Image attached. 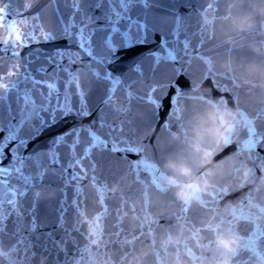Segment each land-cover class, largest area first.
Listing matches in <instances>:
<instances>
[{"label": "water", "instance_id": "95a60500", "mask_svg": "<svg viewBox=\"0 0 264 264\" xmlns=\"http://www.w3.org/2000/svg\"><path fill=\"white\" fill-rule=\"evenodd\" d=\"M72 2L60 0L56 15L67 19ZM112 6L123 13L119 0H81L76 20L88 17L102 35ZM131 16L146 25L148 42L118 43L108 57L106 71L124 81L114 96L73 68L71 77L60 72L59 97L55 88L27 95L22 84L24 98L12 93L0 103V159L17 134L28 156L0 187L5 201L17 187L28 193L19 207H0V264H205L221 254L214 235L225 230L234 237L231 264H264V0H135ZM62 36L57 25L55 39L23 50L33 71L66 47ZM163 36L168 45L159 49ZM78 85L93 116L60 118L69 96L76 104ZM212 109L230 110L232 121L214 143L204 131ZM54 111L56 122L45 124ZM96 115L115 130L107 151L100 145L84 159L89 133L101 131ZM197 133L213 154L210 173L192 152ZM168 159L209 176L192 203L168 183Z\"/></svg>", "mask_w": 264, "mask_h": 264}, {"label": "snow or ice", "instance_id": "6c2138e0", "mask_svg": "<svg viewBox=\"0 0 264 264\" xmlns=\"http://www.w3.org/2000/svg\"><path fill=\"white\" fill-rule=\"evenodd\" d=\"M119 3L124 9L123 13L116 12L112 6V16L109 19L110 27L103 30L104 34L97 35V31L92 27L88 17H82L79 22L76 20L75 14L81 12V0H73L72 14L67 19L62 14L56 15L60 12V0H46V2L45 0H0V103L8 100L12 93H16L19 98H24L21 89L22 84L25 86L27 95H31V92L36 88L41 91L45 88L49 90L55 88L57 97H59L60 72L63 71L67 77H71L73 68L77 70V76L82 70L91 72L94 79L105 86L104 92L114 96L119 84L124 81L123 78L117 79L106 71L108 57L118 47V43L131 46L138 41L148 42L146 25L133 21L131 16V8L134 6L135 0H119ZM57 25L63 33L61 39L65 41L66 47L55 49L52 55L45 58L46 63L33 71L30 67L31 58L30 56L24 57L22 55L23 50L32 44L48 43L55 39ZM167 45L168 41L163 36L159 49L165 48ZM157 53L158 50L153 53V56H156ZM49 66L53 69L52 73L48 71ZM178 83L179 79L177 78ZM78 87L80 91L76 93V104H73L72 97L69 96L67 109L63 107L58 109L62 114L60 118L66 119L69 116H76L83 120L93 116L88 106L87 94L83 93L82 85H78ZM5 92L8 95H4ZM32 99L34 103V96ZM8 112L11 114L10 101ZM56 120L57 116L54 111L44 123L47 125L54 124ZM92 124L101 131L94 129L89 133V141L92 146L86 149L84 159L91 158L93 150L98 149L100 145H103V150L107 151L109 137L115 130L114 127L108 126L105 117L102 115H96ZM20 127H23V123L20 124ZM106 127H108L107 133L102 131ZM72 131L71 128L66 133H60L59 136L70 135ZM80 131L83 129H77V135ZM0 132L3 133L0 139H3L5 132L2 127H0ZM26 143V139L20 138L17 134L16 139L5 144L2 150L3 159H0V173L7 172L8 176L0 175V187L11 185L13 182L10 179L12 166L17 161L27 160L28 156H24L21 152L22 146ZM111 151L117 152L119 149L113 147ZM8 157L11 159L8 160ZM23 172L24 169L21 167L18 174ZM16 182L19 184V181ZM24 187L25 191L23 192L19 187L12 189L9 196L15 197V199H8L7 201L3 199V193L0 192V207H3L5 203L9 207L13 204L19 207L21 197H26L28 194L27 185Z\"/></svg>", "mask_w": 264, "mask_h": 264}, {"label": "clouds", "instance_id": "9594fccd", "mask_svg": "<svg viewBox=\"0 0 264 264\" xmlns=\"http://www.w3.org/2000/svg\"><path fill=\"white\" fill-rule=\"evenodd\" d=\"M241 23L246 24L247 19L241 17ZM229 112L230 110L215 109L206 112L207 127L204 131L211 142L214 143L217 139H222L229 134L232 125ZM199 137L200 133H197L196 140L191 145L192 152L196 154L197 163L203 169V172L210 173L211 170L207 165L212 163L213 154L207 147L201 149L196 142ZM164 165L172 172L168 183L174 189L176 197L183 202L192 203L199 193H202L210 186L208 175L202 176L198 174L191 165L183 160L168 159L165 160ZM214 244L221 254L205 261V264H231L230 253L234 249V237L232 234L226 230L217 231L214 235Z\"/></svg>", "mask_w": 264, "mask_h": 264}]
</instances>
